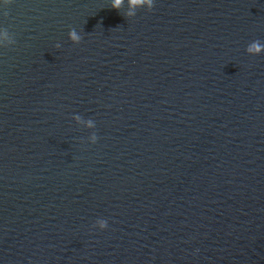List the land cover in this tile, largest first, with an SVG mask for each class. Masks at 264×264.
Here are the masks:
<instances>
[{"label": "water", "instance_id": "water-1", "mask_svg": "<svg viewBox=\"0 0 264 264\" xmlns=\"http://www.w3.org/2000/svg\"><path fill=\"white\" fill-rule=\"evenodd\" d=\"M111 4L0 0V264H264V0Z\"/></svg>", "mask_w": 264, "mask_h": 264}, {"label": "clouds", "instance_id": "clouds-1", "mask_svg": "<svg viewBox=\"0 0 264 264\" xmlns=\"http://www.w3.org/2000/svg\"><path fill=\"white\" fill-rule=\"evenodd\" d=\"M4 2L10 4L11 0H4ZM130 2L133 5H140V4L147 3V10H149V11L153 8V5H154V0H130ZM122 3H123V0H112L111 7L113 9H118ZM4 15L6 16L7 12H5ZM2 32H3V35L5 37H8L10 35V33L7 31V29H3ZM68 38L73 44H79L82 40V36L74 28L69 30ZM10 42H14V41H10ZM56 47L59 48L60 45L57 44ZM246 51L250 55H258L262 51H264V44H261L259 40L253 41L251 44L248 45ZM93 124H94V122L92 119L87 120V126L88 127H93ZM97 139H98V137L96 134H93L91 136V141L93 144L97 142ZM107 226H108V224H107V221L105 219L99 221L100 230L105 229Z\"/></svg>", "mask_w": 264, "mask_h": 264}]
</instances>
